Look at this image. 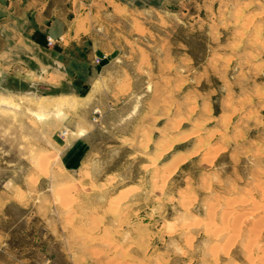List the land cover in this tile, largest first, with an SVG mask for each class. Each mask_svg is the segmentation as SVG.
<instances>
[{
  "label": "rangeland",
  "instance_id": "1",
  "mask_svg": "<svg viewBox=\"0 0 264 264\" xmlns=\"http://www.w3.org/2000/svg\"><path fill=\"white\" fill-rule=\"evenodd\" d=\"M5 1L99 93L0 77V264H264V0Z\"/></svg>",
  "mask_w": 264,
  "mask_h": 264
},
{
  "label": "crops",
  "instance_id": "2",
  "mask_svg": "<svg viewBox=\"0 0 264 264\" xmlns=\"http://www.w3.org/2000/svg\"><path fill=\"white\" fill-rule=\"evenodd\" d=\"M35 23L37 25L26 14H19L10 3L1 0L0 77H15L27 83L42 79L49 89L67 83L79 84V97L84 91L99 93L94 86L99 77L94 74L90 62L79 58V76L72 74L64 64L67 46L75 39L72 25L63 19ZM48 37L52 45H48Z\"/></svg>",
  "mask_w": 264,
  "mask_h": 264
},
{
  "label": "built area",
  "instance_id": "3",
  "mask_svg": "<svg viewBox=\"0 0 264 264\" xmlns=\"http://www.w3.org/2000/svg\"><path fill=\"white\" fill-rule=\"evenodd\" d=\"M47 43H48V45H51V44H53V41L48 37L47 38Z\"/></svg>",
  "mask_w": 264,
  "mask_h": 264
}]
</instances>
